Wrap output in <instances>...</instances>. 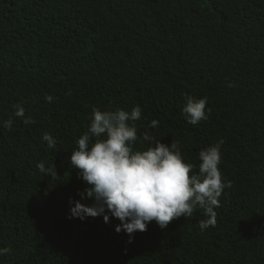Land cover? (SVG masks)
Instances as JSON below:
<instances>
[{"label":"trees","instance_id":"1","mask_svg":"<svg viewBox=\"0 0 264 264\" xmlns=\"http://www.w3.org/2000/svg\"><path fill=\"white\" fill-rule=\"evenodd\" d=\"M188 97L208 101L195 127L182 115ZM137 106L133 151L154 146L142 140L147 132L176 143L198 174L199 152L223 141L219 170L232 188L214 209L216 227L201 232L199 209L132 237L115 231L120 222L108 212V224L68 218L70 200L94 203L77 194L87 185L70 164L92 108ZM40 162L54 164L58 179L40 173ZM6 249L0 264H264V0H0Z\"/></svg>","mask_w":264,"mask_h":264},{"label":"clouds","instance_id":"2","mask_svg":"<svg viewBox=\"0 0 264 264\" xmlns=\"http://www.w3.org/2000/svg\"><path fill=\"white\" fill-rule=\"evenodd\" d=\"M232 85H229L231 87ZM45 101L53 102V97L45 96ZM207 98L194 100L186 98L182 109L188 124L195 127L208 117L205 114ZM14 114L17 118L25 116L21 105H16ZM211 111L208 110V115ZM141 118L139 106L131 113L117 109L102 112L92 108L90 127L77 141V149L71 153L70 164L78 170V179L87 185L84 192L77 193L81 199H91L92 206L79 201H69V219L85 220L88 217H103L109 223V215L119 220L115 228L119 234L124 232L129 237L135 233L147 231V225L155 222L160 229H165L173 221L184 217L191 218L199 209L207 219L199 221L201 232L209 227H216L220 198L225 188L231 189V182L225 183L219 165L222 162L220 144L207 147L199 152L198 174H192L194 166L183 162L176 143L168 147L154 136L145 132L144 142L150 145L145 151H133L138 140L134 124ZM31 125L30 120L23 121ZM158 121L153 120L149 127L158 128ZM4 127L11 129L12 121ZM43 141L50 149H57V141L49 134H44ZM44 176L58 179L55 165L46 168L44 162L37 164ZM128 243H132L129 239ZM11 249L0 251L6 256Z\"/></svg>","mask_w":264,"mask_h":264}]
</instances>
